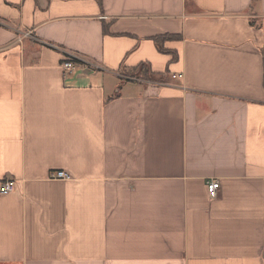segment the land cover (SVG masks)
<instances>
[{
	"label": "crops",
	"instance_id": "crops-1",
	"mask_svg": "<svg viewBox=\"0 0 264 264\" xmlns=\"http://www.w3.org/2000/svg\"><path fill=\"white\" fill-rule=\"evenodd\" d=\"M6 180L0 264H264V0H0Z\"/></svg>",
	"mask_w": 264,
	"mask_h": 264
},
{
	"label": "built area",
	"instance_id": "built-area-1",
	"mask_svg": "<svg viewBox=\"0 0 264 264\" xmlns=\"http://www.w3.org/2000/svg\"><path fill=\"white\" fill-rule=\"evenodd\" d=\"M73 58H68L67 62L64 64V69L67 73L72 72L76 69V64L72 60ZM182 75H172L173 80L182 79ZM53 179L57 180H67L69 175L65 172L54 173L51 176ZM15 190V182L13 180H6L0 185V194L7 195ZM208 194L211 198H216L220 190V183L218 181H211L207 187Z\"/></svg>",
	"mask_w": 264,
	"mask_h": 264
},
{
	"label": "rangeland",
	"instance_id": "rangeland-1",
	"mask_svg": "<svg viewBox=\"0 0 264 264\" xmlns=\"http://www.w3.org/2000/svg\"><path fill=\"white\" fill-rule=\"evenodd\" d=\"M120 74L125 81L144 80L146 79V77L151 76L150 70L147 66H145L144 68L141 67L137 70L122 69L120 71Z\"/></svg>",
	"mask_w": 264,
	"mask_h": 264
},
{
	"label": "trees",
	"instance_id": "trees-1",
	"mask_svg": "<svg viewBox=\"0 0 264 264\" xmlns=\"http://www.w3.org/2000/svg\"><path fill=\"white\" fill-rule=\"evenodd\" d=\"M104 31L106 32L107 31V28H106V26H104ZM162 39L161 38H158V39H156V43L157 44H159V43H161L162 41H161ZM73 60V62H79L78 60H76V59H72ZM142 68H144L145 66H141Z\"/></svg>",
	"mask_w": 264,
	"mask_h": 264
}]
</instances>
